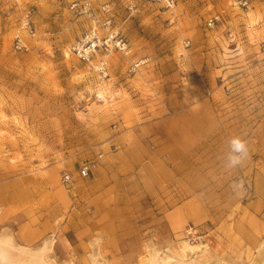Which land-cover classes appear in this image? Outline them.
Segmentation results:
<instances>
[{
	"label": "rangeland",
	"instance_id": "rangeland-1",
	"mask_svg": "<svg viewBox=\"0 0 264 264\" xmlns=\"http://www.w3.org/2000/svg\"><path fill=\"white\" fill-rule=\"evenodd\" d=\"M72 1L0 0V236L53 239L55 264L184 245L205 248L193 264H256L241 235L264 229V0H98L129 44L106 71L71 52L90 25Z\"/></svg>",
	"mask_w": 264,
	"mask_h": 264
},
{
	"label": "built area",
	"instance_id": "built-area-1",
	"mask_svg": "<svg viewBox=\"0 0 264 264\" xmlns=\"http://www.w3.org/2000/svg\"><path fill=\"white\" fill-rule=\"evenodd\" d=\"M20 2L21 0H15ZM127 3L129 10L138 11L135 0H123ZM144 3H160L168 8H173L175 0H139ZM98 0H73L70 4L71 13L77 18H83L89 21V27L84 31L82 36L72 47V54L82 61H90L95 56L102 54L103 59L100 61V70L106 71L107 61L106 57L114 51L124 53L129 52V44L119 30L115 27V15L110 4L97 5ZM245 6L246 2H239ZM214 22L210 20V24ZM24 27L33 36L35 30L31 26L30 20L26 19ZM16 49L19 51L27 50V45L18 40ZM139 64L136 65L138 67ZM97 161L90 162L81 166L79 175L86 178L97 168ZM63 183H72V176L65 174L63 176Z\"/></svg>",
	"mask_w": 264,
	"mask_h": 264
},
{
	"label": "bare ground",
	"instance_id": "bare-ground-1",
	"mask_svg": "<svg viewBox=\"0 0 264 264\" xmlns=\"http://www.w3.org/2000/svg\"><path fill=\"white\" fill-rule=\"evenodd\" d=\"M52 244L53 239L47 241L42 248L35 250L28 246L19 245L18 243H16L14 237L11 235H2L0 236V264H55L52 259L47 257V252L51 249ZM98 244H100V242L94 243L93 246ZM201 247H191L188 245H184L182 249L183 254L180 257L167 255L168 253H161V256L159 253L151 252V255L149 254L150 258H143L144 260H142L141 264H193V260L187 259L189 256L188 254L200 253L201 251H203V249H205H202ZM89 257L91 264L106 263L104 262V260H102L104 258L101 256V254L93 253ZM255 260H257L256 264H264V242H262L260 247L258 248L257 259Z\"/></svg>",
	"mask_w": 264,
	"mask_h": 264
},
{
	"label": "clouds",
	"instance_id": "clouds-1",
	"mask_svg": "<svg viewBox=\"0 0 264 264\" xmlns=\"http://www.w3.org/2000/svg\"><path fill=\"white\" fill-rule=\"evenodd\" d=\"M230 145L233 153L240 154L236 156L230 153L227 157L229 166H236L241 163L243 156L247 154V149L244 142L238 138L232 139Z\"/></svg>",
	"mask_w": 264,
	"mask_h": 264
},
{
	"label": "crops",
	"instance_id": "crops-1",
	"mask_svg": "<svg viewBox=\"0 0 264 264\" xmlns=\"http://www.w3.org/2000/svg\"><path fill=\"white\" fill-rule=\"evenodd\" d=\"M261 234H263V235H261ZM241 236H242V239H244L243 243L244 242H246V244L256 243L257 246L255 249H258L260 247L261 243L264 242V229L260 228V230L258 232H252L250 230H247V232L243 233ZM238 246H240V243H237V247ZM241 248H246V247L242 246Z\"/></svg>",
	"mask_w": 264,
	"mask_h": 264
}]
</instances>
